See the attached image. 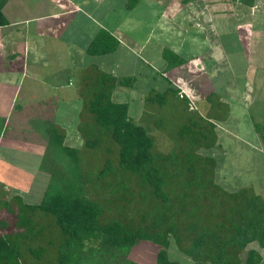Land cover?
<instances>
[{
    "label": "trees",
    "instance_id": "16d2710c",
    "mask_svg": "<svg viewBox=\"0 0 264 264\" xmlns=\"http://www.w3.org/2000/svg\"><path fill=\"white\" fill-rule=\"evenodd\" d=\"M137 1L127 0L126 7ZM5 2L0 0V27L8 23ZM118 44L101 30L86 53L110 54ZM162 58L165 71L185 63L169 49ZM133 81L118 80L96 66L81 72L78 132L84 149L105 159L103 168L96 178L84 170L80 150L65 145L63 132L51 125L39 165L48 180L38 202L28 204L17 192L0 198V264H138L129 255L142 241L159 247L155 264H179L170 257L172 241L195 264H261V251L250 246L264 250V196L250 186L224 189L215 180L216 160L199 153L216 146L210 120L222 121L228 106L211 93L209 117L190 118L180 126L176 148L158 153L146 127L129 116L128 104L112 100L117 87L129 88ZM166 93L179 98V90L169 87L150 93L145 105L162 106ZM180 100L189 110L188 99ZM260 126L254 123L264 145ZM5 127L0 117V139ZM52 256L55 262L46 263Z\"/></svg>",
    "mask_w": 264,
    "mask_h": 264
},
{
    "label": "crops",
    "instance_id": "0c3cea01",
    "mask_svg": "<svg viewBox=\"0 0 264 264\" xmlns=\"http://www.w3.org/2000/svg\"><path fill=\"white\" fill-rule=\"evenodd\" d=\"M126 3L127 0H6L2 14L8 23L0 27V117L6 120V127L0 149L42 159L45 136L51 125L63 132L65 145L70 146L75 142L82 110L78 74L92 65L101 69L104 64L105 55L86 53L96 34L107 31L127 53L145 46L152 35L160 34L168 41L169 50L185 60L184 64L165 71L162 58L168 83L176 89L187 86L186 90L182 89L185 97L198 108L211 93L228 106L219 127L221 139L217 148L221 144L228 145V149L243 145L250 155L259 153L261 160L253 162L251 167L256 172L255 180L263 182L264 173L258 167L264 166V146L248 112L255 101L263 100L258 102L260 108H255L254 114L256 118L264 115L261 109L264 97L256 100L253 96L255 87L264 89V75L263 80L251 84L244 78L242 83L235 82L230 70L220 78L215 79L214 74L219 71L218 62L226 59L229 66L230 57L239 52L245 67L253 40L264 43V19L256 26L262 18L258 9L264 12V0H194L188 4H182L181 0H138L132 9ZM236 8L239 12L234 11ZM196 16L197 26H194ZM163 18L165 22L161 21ZM177 20L181 25L175 24ZM199 28L202 32H197ZM227 38L244 49L228 50ZM173 39L179 41L170 46ZM207 106L203 112H207ZM241 119L249 124L241 123ZM260 119L264 121V117ZM228 123L232 125L227 126ZM14 130L18 133H13ZM23 131L29 133L28 137H24ZM245 132L250 133L251 140L242 136ZM0 163L10 165V157L0 153ZM256 193L262 195L259 187ZM129 258L142 264L131 253Z\"/></svg>",
    "mask_w": 264,
    "mask_h": 264
},
{
    "label": "rangeland",
    "instance_id": "374dc122",
    "mask_svg": "<svg viewBox=\"0 0 264 264\" xmlns=\"http://www.w3.org/2000/svg\"><path fill=\"white\" fill-rule=\"evenodd\" d=\"M244 5L249 6L247 2L244 3ZM258 10L260 12L257 13H261L259 17L262 18L258 19L256 23L257 27L260 24V20L264 19V12H261V9ZM234 11L239 12V8H236V10ZM196 18L197 16L193 18V21H195ZM161 21L165 22V18L161 19ZM196 23L197 21L194 22V26H197ZM175 24L181 25V22L177 20ZM183 26H185V24ZM200 31L202 32V29H197V32ZM170 35H172V33H170ZM178 41L179 39H173L174 43L170 44V46L178 43ZM227 41L228 43L226 48L229 47L228 50L233 49L234 51L237 50L239 52L244 49V47L238 46L235 41H230L229 38H227ZM167 42H165L163 35H152L150 40L145 41V46L135 47L136 49H131L132 52L129 51L128 53L123 51V49H121V46L118 44L116 50L113 53L102 56L103 58L105 57V59L103 60L104 64L101 68L102 70L98 68L105 73H110L111 75L113 74V76L117 79L127 77L133 78L135 80L133 81L132 86L129 88H118L113 95V101L116 103L128 104L129 116L136 124L146 127L147 131L155 141L154 151L158 153H168L175 149L177 144L176 138L178 137L177 134L179 133L180 126L187 122L190 118L195 120L198 115L203 116V118L209 117V115H206V112L203 111H205L206 107H208L207 104H211L210 101L206 100L202 104L203 106H200V108H198L199 106H194V104L191 103L190 100V111L186 110L184 102L180 99L183 95L185 96L184 90H186L185 88L187 86L184 87L180 85V88L178 87L179 98H173L171 94L166 93L164 98L166 103L164 102L162 106H157V104L150 106L145 105V98L150 93H163L169 87L174 88L170 83L167 82L166 79L169 78L164 74V68H162L163 65L161 52H163L164 49H169V43ZM263 45V42L253 40L250 45V55L248 56V62L246 63L245 67H243V64H245V62L241 52H239L238 54L236 53L237 55H233L232 58L230 57L228 62H230L231 65L229 66H226V59L225 61L221 60L220 62H218V66L216 67L219 71L218 73L215 72L214 78L216 79L217 77L220 78L226 76L228 75L227 73H229L228 70H230V77L235 79L234 81L237 83L244 82L243 78L247 79L251 84L253 83V81L257 83L258 79L263 80ZM107 63L112 66L110 67ZM80 74L81 72L78 74V76ZM219 81H221V79ZM215 83L219 82H216L215 80ZM253 96L256 98V100L264 97V89H258L257 87H255ZM258 102H263V100L255 101L250 111L248 112V115L252 117L254 123H259L262 125L260 127L262 128L261 130L263 132L264 121L260 118L264 117V115L256 118L254 114L255 108H260ZM234 107L237 106L234 105ZM220 109H222V111L224 112V108L220 107ZM232 109L233 108L231 107V110ZM261 109H264V107ZM214 117L215 116H213L210 122H212L216 126L214 131L217 135V140L219 141V139H221L219 135L221 129H219V127H221L222 121L217 122L219 121L218 119H220V117H218V119L217 117ZM215 119H217V121ZM242 120L243 119L240 120L241 123H248V121ZM231 125L232 124L228 123L227 126ZM23 132L24 137H28L27 135H29V133L27 131ZM13 133H18V131L14 130ZM242 136L246 140L252 139L250 133L248 132H245L244 135L242 134ZM229 138L232 140V142L239 144L235 138ZM17 139L28 141L29 138L17 137ZM73 141L72 143H70V147H74L80 150L81 167L96 178L99 174V171L103 168L105 159L102 157V155H100V153L96 154L91 150H87L86 148L84 149L83 139L78 132H76L75 142ZM232 142L230 144H232ZM227 146L228 145L226 144L224 146L221 144L220 148H217L216 143V146L213 148L201 149L199 151L202 156H210L216 160V183L228 191H235L239 188L250 186L256 192L259 187L260 191L262 192L261 194L264 196V181L259 182L255 180L256 172L251 167H254V165L252 164L253 162L256 163V161L261 160L260 154L251 153L250 155L249 153L244 151L245 147L243 145H241V147H239L238 145H233V147H231L230 149H228ZM0 153L4 154L7 157H10V165H4L0 163V198L2 197L4 199L5 197H3V193H7L6 197L10 199L11 197L9 196H12V193L17 192V194L22 196L26 203H37L48 180L47 177L43 179L42 173H39L41 158L20 151L8 152L3 148L0 149ZM258 170L261 171V173H264V166L260 165L258 167ZM11 204L12 208H14L15 202L12 201ZM115 214L116 212L110 214L109 217H112H110L109 219H113V216ZM51 221L52 220L49 219L50 223ZM250 248L260 250L262 255L264 256V250L259 249L256 243L252 244ZM157 253L158 247L155 244L149 241H142L133 247L131 256L138 259L142 264H155ZM169 253L170 257L173 260L177 261L179 264H195L190 258L183 255L176 249L173 241L171 242ZM54 262L55 260L53 256L49 257L46 260V263Z\"/></svg>",
    "mask_w": 264,
    "mask_h": 264
}]
</instances>
